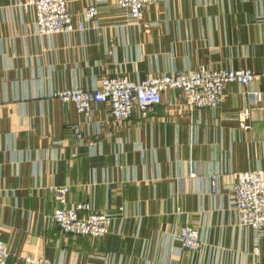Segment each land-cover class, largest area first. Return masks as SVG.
<instances>
[{
  "label": "crops",
  "instance_id": "0c3cea01",
  "mask_svg": "<svg viewBox=\"0 0 264 264\" xmlns=\"http://www.w3.org/2000/svg\"><path fill=\"white\" fill-rule=\"evenodd\" d=\"M28 0H0V238L12 253L54 264H264V233L241 225L234 185L264 171L262 80L230 83L217 108H191L178 90L150 111L136 105L116 124L105 103L78 113L55 92L99 88L105 76L135 82L176 71L264 72V0H163L133 19L114 0H68L82 31L42 35ZM249 106V118L239 113ZM80 126L83 138L75 132ZM215 177V178H214ZM70 204L114 216L102 237L65 232L53 221V187ZM82 214H86L83 211ZM200 231L193 252L182 227Z\"/></svg>",
  "mask_w": 264,
  "mask_h": 264
},
{
  "label": "built area",
  "instance_id": "2783aa9c",
  "mask_svg": "<svg viewBox=\"0 0 264 264\" xmlns=\"http://www.w3.org/2000/svg\"><path fill=\"white\" fill-rule=\"evenodd\" d=\"M163 0H114L130 16L140 21L148 4H157ZM25 7L35 9L37 28L42 35L71 33L82 31L89 21L99 15L96 4L90 5L79 20H75L69 10L68 0H28ZM262 80V90L251 92L252 101L264 100V72L256 74L248 68L243 69H209L201 67L193 71H176L160 75H149L140 82H135L127 76H105L99 88L89 90L83 88L65 89L54 93L62 101L74 103L78 113L84 114L92 110L94 104L105 103L116 124L128 121L134 114L136 105L144 113L150 111L162 100V93L167 90L181 91L191 108L211 107L221 105L225 90L230 83L250 84L255 78ZM251 109L244 107L239 113L241 119L249 118ZM77 137L83 138L80 126H75ZM215 178V177H214ZM52 191L59 202L52 219L62 230L69 233L102 237L113 225L114 216L94 211L90 204L68 201L69 186L53 187ZM234 206L241 225L250 226L258 237L264 233V171L251 169L238 173L234 185ZM86 211V214H82ZM179 238L184 248L193 252H202L205 244L200 231L193 225L181 228ZM7 243L0 238V264H8L11 259ZM27 264H54L45 257L26 255Z\"/></svg>",
  "mask_w": 264,
  "mask_h": 264
}]
</instances>
